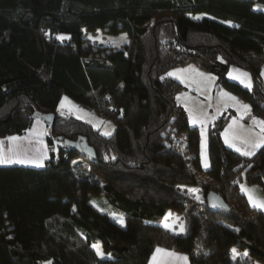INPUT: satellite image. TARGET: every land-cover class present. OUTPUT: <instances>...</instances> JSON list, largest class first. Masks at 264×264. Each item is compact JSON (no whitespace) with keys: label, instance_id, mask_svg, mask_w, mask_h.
<instances>
[{"label":"trees","instance_id":"obj_1","mask_svg":"<svg viewBox=\"0 0 264 264\" xmlns=\"http://www.w3.org/2000/svg\"><path fill=\"white\" fill-rule=\"evenodd\" d=\"M99 29L129 41L86 38ZM189 63L264 117V0H0V136L54 114L45 167H0V264H148L157 245L191 264H264V211L241 186L264 190V145L228 147L222 116L203 166L200 129L176 99L184 87L168 75ZM228 64L249 70L251 89L226 78ZM63 96L114 131L60 113ZM80 136L95 158L64 144ZM211 191L231 212L207 206ZM169 211L183 232L163 225Z\"/></svg>","mask_w":264,"mask_h":264},{"label":"rangeland","instance_id":"obj_2","mask_svg":"<svg viewBox=\"0 0 264 264\" xmlns=\"http://www.w3.org/2000/svg\"><path fill=\"white\" fill-rule=\"evenodd\" d=\"M86 38L98 45L118 49L123 48L129 41L126 32L113 34L101 29L87 31ZM168 75L179 80L184 87L176 99L178 104L185 108L190 125L197 126L200 129V155L204 167L208 166V128L222 116L229 115L228 123L222 132L224 143L228 147L242 154L252 155L264 145V117L253 116L251 104L230 88L221 84L216 74L202 69L195 63H189L170 69ZM225 76L227 79L238 82L248 89L253 86V79L249 70L235 64H228ZM262 78L264 81V68ZM65 98L68 100V97ZM62 104L67 109L63 114L74 115L82 119H87L88 114L94 116L93 113L74 101ZM109 124H112V122ZM113 131L114 126L112 130L107 127L102 128V132L106 135H110ZM241 186L243 190L247 191L246 193H249L251 202L264 206V190L260 185H252L244 180ZM196 195L198 196L196 198H201L198 194ZM114 217L117 221L123 220L120 215ZM171 219L172 216L169 215V219H166L165 224L172 225L174 221ZM167 221L169 222L167 223ZM99 252L102 255L100 248Z\"/></svg>","mask_w":264,"mask_h":264},{"label":"crops","instance_id":"obj_3","mask_svg":"<svg viewBox=\"0 0 264 264\" xmlns=\"http://www.w3.org/2000/svg\"><path fill=\"white\" fill-rule=\"evenodd\" d=\"M65 97L68 96H63L58 106L59 112L62 114L63 112H65V110H67L66 106H63L62 103L65 102L66 104H68L70 103V101H73L70 97H68V100ZM77 118L92 124L95 128L101 131L103 127H107L110 130H112L114 126L113 123L109 124L111 122L104 120L96 116L95 114L94 116L88 114L87 119H82L81 117H77ZM47 129H48L47 122L41 118H36L33 122V125L28 129L27 133L8 135L4 137L0 136V167H4V166L5 167L23 166V167H31V168L45 167L47 161L50 159V145L48 144L46 139ZM192 188H194V190H192ZM188 189L190 192L195 194L196 197H198L196 194L201 196V192L199 191V188L190 187ZM243 191L245 193L247 192L245 190ZM246 195L249 201L251 202L249 193H246ZM251 203L264 211L263 205H257L253 202ZM96 207L99 210L103 211L101 207L99 206ZM169 215L172 216L171 220L174 221L172 225L165 224L166 219H169ZM118 222L122 225L124 224L123 220ZM168 222L169 221H167V223ZM162 223L165 227L178 233L183 232L185 228V223L181 219V217L178 214L170 211L166 214ZM42 264H53V263L51 261H46ZM148 264H191V261L186 253H183L177 249L168 248L163 245H157L153 250L151 256L149 257Z\"/></svg>","mask_w":264,"mask_h":264},{"label":"water","instance_id":"obj_4","mask_svg":"<svg viewBox=\"0 0 264 264\" xmlns=\"http://www.w3.org/2000/svg\"><path fill=\"white\" fill-rule=\"evenodd\" d=\"M34 115L37 118H41L45 120L48 124V129L46 132V136H51V126L54 120L53 113H39L35 112ZM64 144L71 149H76L79 152L87 155L89 158H95L96 152L95 149L87 142V139L84 136H80L78 140L65 139ZM207 206L214 212L216 211H224L231 212V209L224 198L216 192H209L206 196Z\"/></svg>","mask_w":264,"mask_h":264}]
</instances>
